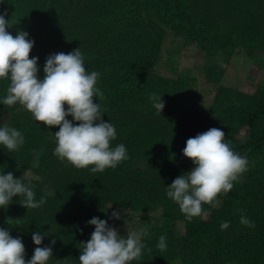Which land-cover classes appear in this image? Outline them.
Masks as SVG:
<instances>
[{"label": "trees", "instance_id": "16d2710c", "mask_svg": "<svg viewBox=\"0 0 264 264\" xmlns=\"http://www.w3.org/2000/svg\"><path fill=\"white\" fill-rule=\"evenodd\" d=\"M5 12L13 36L23 30L35 41L30 58L39 57L40 79L49 55L80 48L86 70L101 74L97 87L104 98L94 102L116 128L111 146L124 144L129 155L102 173L61 161L54 155L59 128L37 122L19 104L3 105L10 81L0 80V127H15L25 137L15 152L0 145V174L22 176L37 201L46 198L35 209L24 207L19 196L0 208V228L22 238L26 260L37 247L32 233L40 232L47 234L40 247L53 248L48 264H79L80 243L95 228L87 222L99 217L109 224L110 211L133 209L160 214L144 229L142 258L131 264H264V86L247 93L222 83L237 49L264 52V0H0V14ZM168 31L205 54L202 75L216 84L207 107L193 102L195 75L154 71ZM151 93L165 102L159 115ZM213 127L225 132L249 169L230 193L217 197L220 205L205 204L207 215L189 221L166 186L189 170L180 159L187 139ZM26 171L34 175L29 184ZM241 215L255 227L242 225ZM221 221L230 226L221 230ZM162 235L163 251L157 248Z\"/></svg>", "mask_w": 264, "mask_h": 264}, {"label": "clouds", "instance_id": "9594fccd", "mask_svg": "<svg viewBox=\"0 0 264 264\" xmlns=\"http://www.w3.org/2000/svg\"><path fill=\"white\" fill-rule=\"evenodd\" d=\"M6 15V12L0 14V80L10 83L3 105L19 104L37 122L50 129L58 127L59 131L54 133V155L77 169L91 166L92 173H102L129 159L124 144L111 146L117 137L116 128L104 120V111L99 103L94 102V98H104V93L97 87L101 74L86 70L80 48L67 54L49 55L43 68L44 77L40 79L39 57L30 58L35 41L23 30L13 36L8 31L13 24L5 18ZM149 99L156 114H161L165 108L162 96L151 93ZM24 143L25 137L17 128L7 124L0 127V145L8 152L17 151ZM182 151L195 167L166 186V194L191 221L194 217L206 215L205 204L214 208L219 195L233 190V182L239 181L248 171L249 161L235 152L225 132L215 127L187 139ZM17 196L22 198L20 203L27 209L39 208L46 203L45 197L36 200L35 192L24 183L22 176L16 178L12 172L0 174V208L6 209ZM109 218L120 219V213L114 211ZM240 223L255 227L254 222L244 215H241ZM87 224L95 228L90 239L80 243L79 264H131L142 258L145 248L142 237L148 235L145 230L121 235L107 220L99 217H93ZM229 226L230 221H221V230ZM46 235L32 233L37 247L31 259L26 260L22 238L13 237L9 230L0 228V264H48L53 257V248L40 247ZM55 243L53 239L51 244ZM166 247V235H162L157 248L163 251Z\"/></svg>", "mask_w": 264, "mask_h": 264}, {"label": "rangeland", "instance_id": "374dc122", "mask_svg": "<svg viewBox=\"0 0 264 264\" xmlns=\"http://www.w3.org/2000/svg\"><path fill=\"white\" fill-rule=\"evenodd\" d=\"M163 44L161 45V57L154 66V71L161 75L176 76L178 71H189L197 77L195 91L192 95L194 103L200 107L208 106L214 93L216 84L206 82L204 79L203 67L207 61L205 54L196 44H186L180 35L168 31ZM254 54H247L245 50L237 49L227 62L222 83L225 86L237 88L238 90L250 92L259 83L264 86V52L254 50ZM216 61L221 60V54H217ZM222 62V61H221ZM246 128L240 129L238 138H245ZM190 171L195 165L183 155L180 156ZM26 173V174H25ZM24 176L28 182L34 177L31 171H26ZM218 200L220 205L221 201ZM114 211L120 213V219H110L109 225L115 227L121 235L128 232L139 231L147 228L151 219L157 220L159 212L136 213L133 209H120L110 211V217ZM207 215V214H206ZM205 215V216H206ZM180 229L182 226H180Z\"/></svg>", "mask_w": 264, "mask_h": 264}]
</instances>
